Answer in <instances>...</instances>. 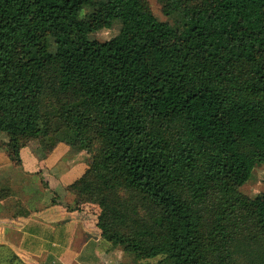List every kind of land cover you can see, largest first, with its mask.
<instances>
[{"label": "trees", "instance_id": "obj_1", "mask_svg": "<svg viewBox=\"0 0 264 264\" xmlns=\"http://www.w3.org/2000/svg\"><path fill=\"white\" fill-rule=\"evenodd\" d=\"M157 1L172 24L146 0H0V145L85 150L68 189L135 264H264V193L239 189L264 165V0Z\"/></svg>", "mask_w": 264, "mask_h": 264}, {"label": "crops", "instance_id": "obj_2", "mask_svg": "<svg viewBox=\"0 0 264 264\" xmlns=\"http://www.w3.org/2000/svg\"><path fill=\"white\" fill-rule=\"evenodd\" d=\"M31 141L20 148L19 165L0 145V248L26 264L34 255L41 263L99 264V207L76 203L68 189L87 168L88 153L58 142L44 155Z\"/></svg>", "mask_w": 264, "mask_h": 264}, {"label": "rangeland", "instance_id": "obj_3", "mask_svg": "<svg viewBox=\"0 0 264 264\" xmlns=\"http://www.w3.org/2000/svg\"><path fill=\"white\" fill-rule=\"evenodd\" d=\"M215 0H208L209 3H213ZM147 6L152 12V14L160 21H167L169 23H173V18L170 16H167L163 14L161 10V6L158 3L157 0H146ZM90 11L89 7H84L81 12L80 16H84L86 13ZM120 29V24L119 22H114L111 27L109 28H102L99 29L95 32H92L89 34V37L91 39H96V40H114L117 41L122 37V33L119 31ZM1 140L2 142H5L7 140V137L5 134L1 135ZM31 148L34 150H38L40 153L44 154L51 149V137L46 136L43 137L41 136V132H39L38 136L34 139H31ZM30 141V140H29ZM72 148V147H71ZM31 149V150H32ZM75 149L72 148V152H75ZM88 161H90L91 157L88 154L87 156ZM240 191L243 192L244 194L248 196H255V195H261L264 193V165L263 164H258L256 165L253 170L251 177L243 183L239 187ZM9 250L7 248H0V264H21L20 260L12 255L8 254ZM98 254L100 256V261L99 264H135L136 262L140 261L135 256L126 251V249L118 244H113L109 241L104 240L103 247H101V251L98 249ZM159 257L156 258H149L146 259L151 262H155L158 260ZM31 261L32 263L30 264H53V263H48L44 262L41 263L43 260V257L39 256H32L31 258L28 259V261ZM142 261V260H141ZM60 264V263H59Z\"/></svg>", "mask_w": 264, "mask_h": 264}]
</instances>
